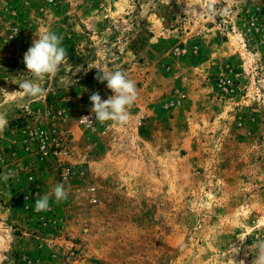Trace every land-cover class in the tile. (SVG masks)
Segmentation results:
<instances>
[{"label": "rangeland", "instance_id": "rangeland-1", "mask_svg": "<svg viewBox=\"0 0 264 264\" xmlns=\"http://www.w3.org/2000/svg\"><path fill=\"white\" fill-rule=\"evenodd\" d=\"M189 4L194 15L177 0H0V175L13 174L0 179V264H251L264 241V0ZM47 31L67 57L32 98L23 56ZM96 67L135 82L127 124L94 121L90 90L113 94ZM57 183L67 200L36 213Z\"/></svg>", "mask_w": 264, "mask_h": 264}, {"label": "clouds", "instance_id": "clouds-1", "mask_svg": "<svg viewBox=\"0 0 264 264\" xmlns=\"http://www.w3.org/2000/svg\"><path fill=\"white\" fill-rule=\"evenodd\" d=\"M177 3L187 4L186 9H184L186 15H194L197 11L190 6L189 0H177ZM227 3H231V0H227ZM227 10L226 5L223 11L226 12ZM34 35L38 38L33 39L32 45L23 56V63L27 69L26 73L30 74L31 79L22 80L18 85L24 94L37 98L45 92L42 83L54 78L59 72L60 66L66 60L67 52L62 46L63 37L55 32L47 31L42 34L34 33ZM96 69L98 71L95 79L101 84L106 82L107 89L113 94L108 96L106 100L101 98L99 92H93L90 95L92 107L89 111L94 115V121L101 124L107 121L121 125L127 124L130 119L129 109L138 98L135 82L120 70L108 71L103 67H96ZM80 120L81 122L92 121L90 116H84ZM3 127L4 120L0 118V131L3 130ZM12 175L10 172H5L0 175V179L7 182L12 178ZM36 196L34 210L36 213H40L50 210L52 197L55 198L56 203H61L67 200L68 193L63 183H57L50 192L43 196L37 193ZM248 247L254 256L251 264H264V241L254 242ZM240 264H244V261H240Z\"/></svg>", "mask_w": 264, "mask_h": 264}, {"label": "built area", "instance_id": "built-area-1", "mask_svg": "<svg viewBox=\"0 0 264 264\" xmlns=\"http://www.w3.org/2000/svg\"><path fill=\"white\" fill-rule=\"evenodd\" d=\"M40 152H41L42 156H44V157L48 156L50 154L45 147V142L41 143ZM62 175H63L64 179H67L69 176V168H65Z\"/></svg>", "mask_w": 264, "mask_h": 264}, {"label": "trees", "instance_id": "trees-1", "mask_svg": "<svg viewBox=\"0 0 264 264\" xmlns=\"http://www.w3.org/2000/svg\"><path fill=\"white\" fill-rule=\"evenodd\" d=\"M89 93L91 95L93 93V90H90ZM88 101H89L88 100V94L87 93L83 94L80 98V102H81L82 106L86 105L88 103ZM11 125H13V123H11Z\"/></svg>", "mask_w": 264, "mask_h": 264}]
</instances>
